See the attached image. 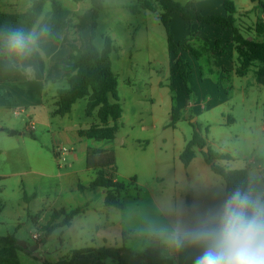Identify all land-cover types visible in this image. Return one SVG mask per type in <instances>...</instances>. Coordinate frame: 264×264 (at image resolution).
I'll return each instance as SVG.
<instances>
[{
	"label": "rangeland",
	"instance_id": "1",
	"mask_svg": "<svg viewBox=\"0 0 264 264\" xmlns=\"http://www.w3.org/2000/svg\"><path fill=\"white\" fill-rule=\"evenodd\" d=\"M58 1L67 8L63 0ZM109 1L116 8L122 3H135V0ZM176 1L184 4L189 0ZM88 4L77 2L76 10L72 11L65 33L67 42L83 44L87 40L89 18L80 14L87 11ZM49 6L47 3L45 11L49 10ZM105 13L101 14L97 36L103 32L109 35V28L102 24ZM157 15L147 11L141 16L128 15L127 19L115 23L117 30L125 35L128 34L126 25L139 27L136 42L133 43L137 50L134 63L127 59L125 69L120 71L111 56L123 109L119 135L117 141L85 139L92 148L114 149L117 153L116 179L119 182L128 184L131 177L136 178L137 190L129 188L121 193L125 211L135 209L139 212L134 220L138 234L132 241L126 242L133 249L151 247L152 240L145 236L164 227L152 205V195H161V191H174L177 196L183 194L196 199L205 194L204 179L208 178L215 196L223 199V179L210 170L200 149V152L196 150L197 156L188 168L175 156L176 148L180 147L184 139L189 141L195 130L205 139L206 149L228 156V160L217 161L218 165L247 171L248 193L253 200L264 203V85L259 84L255 76V70L261 65L253 63L245 75L239 76L236 74V55L227 58L226 67L229 70L224 69L222 72L214 67L215 50L214 54L210 52L211 67L200 63L192 55L197 73L191 75V94L186 96L184 87L173 73L174 59L168 66L166 33ZM174 16L173 33L175 38L181 39L182 33L177 31L176 25L179 15ZM100 41L98 37V45ZM58 87L59 84L52 83L49 90L55 93ZM172 97L179 118L173 122V126ZM85 105V100L78 101L68 117H56L55 121H51L50 110L46 109L51 106L30 107L18 116L8 114L9 111L6 114L0 111V119L8 118L14 127L9 130V134L10 131L17 133L0 142V202L3 205L0 235L13 233L18 240L31 245L40 241H34L33 234H40L39 239L44 237V243L36 250L37 256L25 251L18 253L20 264H70L73 251L95 247L91 239L97 240V232L100 235L117 230L97 229L96 232L99 221L103 226L107 217H119L121 211L107 207L108 213L105 214L100 194L77 190V180L87 184L94 177L92 172L84 171L82 150L77 151L73 160L68 155L63 160V155L56 156L55 153L60 146L68 151L71 149V145L58 134L63 124L84 127L91 120L84 115ZM27 114L31 117H27ZM31 120L35 123V129L30 132ZM7 133H0V136H8L5 135ZM67 136L72 140L70 133ZM121 139L126 142L124 147L120 146ZM74 170L76 174L60 175ZM161 180L164 181L162 184ZM137 195L139 199L135 200ZM91 197L94 213L80 214L74 218L71 227H56L47 237L44 236L42 228L50 225L54 210H84V205ZM38 216L41 230L34 222Z\"/></svg>",
	"mask_w": 264,
	"mask_h": 264
},
{
	"label": "crops",
	"instance_id": "2",
	"mask_svg": "<svg viewBox=\"0 0 264 264\" xmlns=\"http://www.w3.org/2000/svg\"><path fill=\"white\" fill-rule=\"evenodd\" d=\"M231 1L234 3L235 9H236V13L234 15L236 19V25L240 29V31L243 33V35L248 39L262 41L264 39V4H262V1L264 0L262 1L261 0H236V1L231 0ZM63 2L67 6V8L63 7V5L60 2L59 3L64 8V10L68 12V16L66 18L67 26L61 36V39L58 42L40 43L41 46H39V50L34 52L28 59L23 60V61H18L15 59L10 60L3 53L2 43H0V111H3L5 114L6 112L9 111L8 114L12 113V115L18 116L20 113H23L29 110L30 107L34 108L40 105L43 107L51 106L50 108H46V109L50 110L49 115L51 116L50 117L51 121H55L56 117H62L61 119L68 117V115L71 113V110L75 107L77 102L80 100H85L86 101V105L84 109V115H85V110H86L89 95L82 99L77 100L72 105L70 112L64 113L63 115H57L55 113L57 109V103L59 101L57 92L59 89H64L68 87V83L65 80H60V76H61L60 69L63 66L62 62L66 60L71 53L70 44L75 43V42H67L65 40V33L69 27V19L72 16V11L76 10L77 2L78 3L80 2L89 3L88 9L87 11H85L86 14L84 15L85 12H83L82 13L83 15L82 14L80 15L83 17L88 16L89 23H90L91 0H63ZM106 2L107 0H102V11L98 18L94 44L99 50H102L104 48L105 41L109 39L110 58L112 56L114 63L118 67V70L122 71L125 69V62H127V59L129 62L134 63V60H135L134 57L136 55L137 50L135 49V46L133 45V43L136 42L139 27L135 28V27H131L130 25H126L127 27L126 30L128 31V34L125 35V34L120 33L119 29L117 30L115 23L120 22L119 20L127 19L128 15L141 16L143 12H147V11L139 8L140 0H135V3L130 4V5L122 3L120 5H117V8L114 7L110 1H109L110 3H108L106 7ZM256 2L259 4V6L257 5ZM47 3H49L50 5V2L45 3L44 11L42 15L40 16V18L38 19L36 26L33 29H37L40 23L45 18V16L51 11V6H49V10L45 11V6ZM32 4H33L32 0H0V13L13 14V15L23 14L32 6ZM184 4H189L192 8L196 9L203 15H225L226 13L224 6H223V0H193V1L189 0L187 3H184ZM131 7H136L138 9L137 13H132V11L130 10ZM105 11L106 13L102 20V24L109 28V30L107 31L109 35L106 36L105 35L106 33L103 34L104 33L103 32L101 35L97 36L98 28L100 26V17H101V14ZM159 12L160 10L158 9L157 13ZM174 14H178V13H173L170 17V28H171V32L173 35H174L173 21L175 20ZM112 18L114 22L111 21ZM176 20H177V24H176L177 31H181L182 33L181 35L182 40L179 39L180 37L175 38V35H174V39L176 42H181V43L191 42L194 45H202L206 43L208 45L209 51L214 54V44L216 41H219L220 42L219 49L220 51L222 50L223 52L221 53L219 51H215L217 61L214 67L221 70V72L224 69L226 71L229 70L226 67L227 66L226 60L227 58H232L234 55H236L233 49V45H232L231 30L223 28L215 24H210V25L205 24L202 26V29L198 31L196 34L190 35L188 32L187 22L182 20L180 15L179 17L176 18ZM111 22L113 24H111ZM258 28L260 31H262L261 33L258 31ZM98 37L101 40L99 45L97 44ZM3 38L4 36H0V42H2ZM166 42H167V39H166ZM77 45H81V44H77ZM167 50H168V47H167ZM168 56H169V60H168V66H169V63L172 60V55H170L169 51H168ZM185 56L191 64V71H190V77H189V81H190L192 79L191 75L193 72L194 73L196 72L197 66L195 62H193V59L190 55L185 53ZM112 58H111V62H112ZM56 62L57 64L58 62L60 63L57 68H56V65H57ZM208 66L211 67L209 64ZM168 71H169V68H168ZM54 72H56L55 74L57 75H54ZM114 76L117 81V75H115V73H114ZM196 76L197 74L195 75V77ZM52 83L60 85V87H58L55 90V93L50 92L49 90V85ZM117 86H118V81H117ZM169 86L170 88L173 87L171 83ZM185 95L188 96L186 93ZM148 101H150V99H148ZM16 108H19V109H16ZM97 112H98V109H95L92 112L91 116L87 117L85 115L86 118H89L91 120L87 121L84 127H82L81 125L73 126L70 124H67V125L63 124L62 129L58 134H60V138L64 140V142L71 145L70 147L71 149L67 152L68 154L66 153L61 154V156L62 155L64 156L63 160L66 159L67 155L69 156V158L73 160L76 157V154L79 152V149H81L82 156L85 158V170L84 171L92 172L94 175V177L87 184H82L79 182V180H77L78 182L77 190L81 192L90 191L92 193H98L100 194V197H101L100 199L104 203V199H105L104 191L100 188L91 190L88 188V186L96 177V171L93 168L95 166H98V164L108 165L111 160L113 164L108 166V168L113 171L114 180L118 181L116 179L117 153L114 151V149L111 150V149L92 148L89 146L87 142H85L86 141L85 139H88V138L80 137L78 134L79 131H85V130H88L91 128H97V127L112 126L114 124V122L111 119H109L106 124L102 123L98 118ZM122 114H123V109H122ZM122 114H121V118H122ZM27 117L30 118L31 115L27 114ZM9 121L10 120L8 118L4 119L2 117L0 119V133L3 134V133H6V131L8 132L7 134H5L8 136H0V142L5 141L6 139L5 137L13 136L9 134V130L14 128L12 123ZM119 121H118V124L120 125ZM30 124H32L33 128H30ZM34 129H35V123L31 120L29 123V131L31 132ZM69 133L71 135L72 140H70V138L67 136V134ZM14 135H17V133ZM118 135H119V131L116 132L114 139H110V140L89 139V140L117 141ZM187 142L188 141L184 139L181 142L180 147L176 148L175 156L177 158H179V155L182 153ZM119 143H120V146L124 147L126 142L123 139H121ZM89 150H99L103 153V154H98L97 156H95L93 161H91L92 162L91 167L90 165H88V160H87V153ZM196 150L200 152L198 149ZM55 153H56V156H59L58 152H55ZM94 163L97 165H95ZM189 165L185 168H188ZM68 174L69 175L76 174V170H74L73 172L65 171L63 174L60 173L61 176L68 175ZM163 182L164 181L161 180L160 183L162 184ZM204 182L205 183H204L203 189L205 190V194L199 196L196 199H193L183 194H179V196H177L176 192L174 191L173 192L168 191L167 193H164L161 191L160 193L161 195H152L153 197L152 205L164 223L163 228L168 229L169 231H172L174 229H180V230L195 229L205 220L211 219V217L221 208V206L223 205V202L226 199L225 186H224L223 199H220L219 198L220 196H215L214 192L212 191L210 180L208 178H205ZM80 185L86 189L80 190L79 189ZM92 199L93 198L91 197L90 201L84 205L85 206L84 210H82V212L79 213L78 215L80 214L87 215V214L94 213L93 211L95 210H94V205L92 204ZM138 199L139 197L137 195L135 197V200H138ZM121 202H122V199H121ZM1 206L2 207H1L0 213L3 209L2 203H1ZM107 209L108 208L105 206V210H103V213L107 214L108 213ZM120 211L121 212H120L119 217H117V215H115L116 218H113V216L107 217L105 219L107 221H104L103 226L101 225L100 221L97 223L96 232H97V229L98 230L100 229L109 230V229L117 228V230L115 233H110V234L102 233L98 235V232H97V240L91 239V242H93V244L95 242V245H93L95 247H91V248L107 247V248H123V249L120 250L117 256L106 258L100 261H96L95 264H150V262L142 255V253L147 252L149 250L158 251L161 258L164 260V264H194L195 258L201 254L202 248L196 245L185 244L181 248H176L174 246H171L165 243L159 236L156 235L157 231L151 232L145 236V237H150V239L152 240L151 247L147 249H133V248L128 247L126 242L132 241L133 238L136 237L138 234L134 220L135 218L139 216V212L135 209L127 212L125 211L124 205H123V209ZM76 216H74L71 219L68 227H71L72 225L71 223L74 222V218ZM37 218L38 220L34 221L35 226L37 228L38 227L40 228L41 226L38 224L40 220L39 216ZM61 218L55 221L51 220L50 225L51 223H53V225L58 224ZM20 252H24V251H20ZM83 261L85 262L82 264L92 263V261L89 259H77L74 261V264H77Z\"/></svg>",
	"mask_w": 264,
	"mask_h": 264
},
{
	"label": "trees",
	"instance_id": "3",
	"mask_svg": "<svg viewBox=\"0 0 264 264\" xmlns=\"http://www.w3.org/2000/svg\"><path fill=\"white\" fill-rule=\"evenodd\" d=\"M32 6L23 14H5L0 13V36H6L14 30L23 29L25 32L32 31L36 26L38 19L44 11L46 2H50L51 11L45 16L40 23L37 32L46 29L45 35L41 38L40 43L53 42L56 43L61 39V36L67 26L66 18L68 12L64 10L57 0H32ZM225 15H203L189 4H181L175 0H140L139 8L150 13H157V18L162 24L166 32L167 47L170 55H172L173 73L177 80L184 87L187 95L191 94L189 88V77L191 64L186 58L185 53L194 56L200 63L209 64L210 51L208 45H194L191 42H176L170 28V17L173 13H178L182 20L188 24V32L190 35L196 34L202 29L205 24H215L223 28L231 30L232 45L238 59V67L236 74L239 76L245 75L253 63L261 65L255 70V76L259 84L264 85V39L256 41L246 38L236 25L235 13L236 9L231 0H223ZM132 13H137L136 7H131ZM102 11V0H91L90 9V25L87 41L84 44H70L71 53L66 60L62 62L60 69V80H65L68 87L59 89L57 94L59 101L57 103L56 114L63 115L70 112L72 105L79 99L89 95L85 110L87 117L91 116L95 109H98L99 120L106 124L111 119L114 124L112 126H104L91 128L85 131H79L80 137H85L94 140H110L114 139L116 132L119 129L118 121L121 118L122 107L119 103L117 95V81L112 71V62L110 58V41H105L104 48L99 50L94 44L95 32L97 28L98 18ZM258 31L261 33L262 31ZM219 41L214 44V50L220 51ZM217 61V58H216ZM214 61V64L216 63ZM172 89V88H171ZM173 90V89H172ZM174 97H172V125L178 121V113L175 111ZM34 138V137H33ZM206 148V141L196 130L191 139L186 143L182 153L179 155V160L184 167H187L196 156V149L201 150L205 163L210 170L223 179L225 186V197L232 194L236 189L248 193V174L245 169H229L217 164V161L228 160V156L220 153L212 152ZM98 154H103L99 150H89L87 153L88 165H90ZM95 164V163H94ZM112 160L109 164L95 166V179L88 186L89 189H102L105 193L104 204L106 207H114L122 210L121 193L129 188L137 190L135 178L132 177L128 184L115 181L112 170L108 166L112 165ZM97 165V164H95ZM113 169V168H112ZM2 178H0L1 180ZM80 190H84L83 186H79ZM0 202V210H1ZM82 212L81 208L56 210L52 214V221L61 217L63 219L54 225L43 227L44 236L47 237L50 232L56 227L69 226L71 219ZM37 221L38 218H35ZM15 234L0 235V264H20L18 252L23 251L17 245ZM44 243V237L39 241ZM123 248H85L73 251L70 264H74L77 259H89L91 264L106 258L115 257ZM142 255L150 262V264H164L158 251L149 250Z\"/></svg>",
	"mask_w": 264,
	"mask_h": 264
},
{
	"label": "clouds",
	"instance_id": "4",
	"mask_svg": "<svg viewBox=\"0 0 264 264\" xmlns=\"http://www.w3.org/2000/svg\"><path fill=\"white\" fill-rule=\"evenodd\" d=\"M46 31L10 32L0 42L3 53L10 60L28 59L39 50ZM156 235L176 248L185 244L201 247L194 264H264V203L236 189L211 219L195 229L161 228Z\"/></svg>",
	"mask_w": 264,
	"mask_h": 264
},
{
	"label": "water",
	"instance_id": "5",
	"mask_svg": "<svg viewBox=\"0 0 264 264\" xmlns=\"http://www.w3.org/2000/svg\"><path fill=\"white\" fill-rule=\"evenodd\" d=\"M194 121V120H193ZM192 121V122H193ZM10 134L11 135H14L16 134V132L14 131H10ZM203 151H206V148L202 149ZM17 245L19 247L22 248L23 251H25L26 253H30V254H33L34 256H37L36 254V250L38 248H40L42 246V243H35L34 245H31L29 243H26L24 241H21V240H17Z\"/></svg>",
	"mask_w": 264,
	"mask_h": 264
},
{
	"label": "built area",
	"instance_id": "6",
	"mask_svg": "<svg viewBox=\"0 0 264 264\" xmlns=\"http://www.w3.org/2000/svg\"><path fill=\"white\" fill-rule=\"evenodd\" d=\"M14 114H16V113H14ZM30 128H33V127H32V124H30ZM57 152L59 153V156H61V154H64V153L68 152V149L65 148L64 146H60V147L57 148ZM63 159H64V158H63ZM39 235H40V234H37V233L33 234V235H32L33 240H34V241H39V240H41L42 238L39 239Z\"/></svg>",
	"mask_w": 264,
	"mask_h": 264
}]
</instances>
